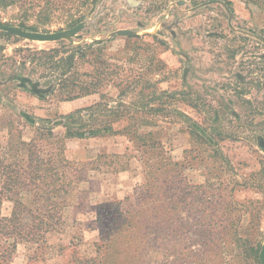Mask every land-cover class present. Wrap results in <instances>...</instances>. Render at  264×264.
<instances>
[{
    "label": "rangeland",
    "instance_id": "obj_1",
    "mask_svg": "<svg viewBox=\"0 0 264 264\" xmlns=\"http://www.w3.org/2000/svg\"><path fill=\"white\" fill-rule=\"evenodd\" d=\"M21 20L26 26L38 25V30H30L38 32L77 24L66 26L53 18L43 25L31 15L24 19L16 5L0 7L1 22L19 27L16 24ZM79 22L83 27L76 35L57 41L7 36L0 29V144L30 141L50 128L61 155L80 169L63 214V227L48 233L38 248L32 243L17 244L0 264H84L85 260L115 264V252L108 259L103 257L106 246L100 238L121 221L113 210L130 219L135 209L141 212L147 207L140 193L152 178L147 180L137 144L122 131L131 120L127 115L116 120L97 111L94 125L111 121L115 132L65 138V116L97 102L99 94L61 100L54 90L57 72L43 64L40 54H33L96 40L104 41L101 56L110 64L109 70H115V85L133 70L151 83L157 81L159 90L179 92L167 108L168 116L157 118L155 127L142 128L158 130L165 156L178 163L174 185L172 172L161 168L164 221L160 235L156 234L159 240L153 242L147 235L151 227L143 222L148 220L143 213L138 237L127 240L133 245L125 247L124 262L261 264L264 0H99ZM118 30H129L138 38L114 33ZM93 67L82 62L77 70L90 75ZM21 76L49 91L37 93L29 84L20 86L16 78ZM90 76L81 79L88 82ZM117 92L110 83L99 93L107 107L123 104L132 109L135 92L127 90L121 101ZM87 112H83L84 122L91 118ZM54 147L50 140L47 149ZM146 158L155 162L160 155ZM6 160L10 161L8 156ZM10 208L11 203L2 200L1 215ZM125 224L129 231L131 222Z\"/></svg>",
    "mask_w": 264,
    "mask_h": 264
},
{
    "label": "trees",
    "instance_id": "obj_2",
    "mask_svg": "<svg viewBox=\"0 0 264 264\" xmlns=\"http://www.w3.org/2000/svg\"><path fill=\"white\" fill-rule=\"evenodd\" d=\"M99 0H0V7L16 5L22 10L23 18L30 15L35 17L37 23L47 24L50 19L64 21L66 26L78 23L88 13H91ZM4 25H13L8 22H1ZM17 26L38 30V25L26 26L21 20ZM45 30V29H43ZM5 33V32H3ZM7 36L10 34L5 33ZM138 38V36L128 37ZM97 45V48L93 46ZM103 40H96L91 43L81 45L62 44L59 48L35 51L33 54H40L44 58L43 64L49 65L52 71L57 72L55 78V92L61 100L70 101L91 94H99V100L89 106L75 109L65 116L64 121L65 138H85L95 137L108 132H115L106 120L103 125L95 126L97 118L95 112L110 115L115 118H122L127 115L131 120L129 125L123 128L129 140L135 142L137 150L141 152L145 174L152 178L151 183H145L140 193V201L144 202L145 210L132 213L131 220L122 215L118 209L113 210L115 217L120 216V222L115 224L105 236H101L103 244L106 246V254L103 257L108 259L115 252V264H127L122 259L126 255V248L131 247L128 239L137 238L138 224L147 222L149 233L153 242L159 240L157 235L163 223V191L161 179L164 170L168 168L172 173L171 183L174 185L177 180V162H171L169 156L163 149L161 141L157 138V131L154 129H142L143 127L156 126V120L160 117L168 116V107L176 98L178 91L168 92L159 90L155 82L145 80L141 73L134 74L129 70L125 78H119L115 85V70H109V65L102 60L101 52L104 47ZM37 59H43V58ZM88 62L94 66V73L90 76L86 73L79 74L78 63ZM133 72V73H132ZM132 75V76H131ZM81 76H90L92 80L84 81ZM118 89L116 94L120 98L127 90L135 92L136 99L130 103V107L119 104L118 108L107 107L103 102V94L99 93L104 85L110 84ZM141 84L140 88L139 85ZM153 88L150 92L144 89ZM121 101V98L119 99ZM157 101L156 104H153ZM122 103V102H120ZM176 109H174L175 112ZM90 111L87 115L91 117L87 122L83 120V112ZM179 112V111H178ZM88 113V112H87ZM54 134L50 128L39 132L37 138L30 141L19 139L15 143L0 144V206L2 200L11 203L8 214L0 213V261H4L7 255L11 254L19 243L37 244V248L46 241L48 233L61 229L65 224L63 216L69 197L75 189L76 175L80 169L74 166L63 155L60 146H56L53 140ZM54 144V148L47 149V143ZM9 145V146H8ZM54 149H56L54 151ZM160 155L159 160L150 162L151 158L146 155ZM9 157L10 161L6 160ZM147 165V167H146ZM153 169V170H152ZM153 172H155L153 174ZM155 193V194H154ZM143 213H147L148 220L142 222ZM112 214V213H111ZM117 218H113L115 221ZM131 222V229L125 224ZM130 233V235L127 234ZM157 234V235H156ZM106 240V241H105ZM135 244V243H134ZM133 245V244H132ZM126 247V248H125ZM101 248L98 247L99 250ZM115 250V251H114ZM137 249L134 248L135 252ZM116 254L118 255L116 257ZM94 262L85 260L84 264ZM106 263L108 261L105 260ZM91 264V263H90ZM112 264V262H111Z\"/></svg>",
    "mask_w": 264,
    "mask_h": 264
},
{
    "label": "water",
    "instance_id": "obj_3",
    "mask_svg": "<svg viewBox=\"0 0 264 264\" xmlns=\"http://www.w3.org/2000/svg\"><path fill=\"white\" fill-rule=\"evenodd\" d=\"M82 27H83V23L78 22L71 28H68L65 30H59L55 32H38V31L26 30V29L16 27V26L0 24L1 30L7 33H10V34H14L18 37L29 39V40H34V41H57L63 38H70L76 35L81 30ZM114 33L120 34V35H126V36L134 35V33L129 30H118ZM16 79L20 81V86L29 84L31 86V90L34 92L46 93L49 91V88L48 89L39 88L38 83L32 82L27 77L21 76V77H17ZM260 144L264 149V142H260ZM259 260L261 264H264V240H263L260 252H259Z\"/></svg>",
    "mask_w": 264,
    "mask_h": 264
}]
</instances>
